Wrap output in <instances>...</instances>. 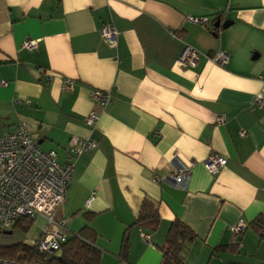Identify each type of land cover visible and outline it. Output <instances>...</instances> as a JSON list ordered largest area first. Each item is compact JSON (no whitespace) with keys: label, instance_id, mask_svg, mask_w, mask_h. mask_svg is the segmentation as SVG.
Masks as SVG:
<instances>
[{"label":"crops","instance_id":"obj_1","mask_svg":"<svg viewBox=\"0 0 264 264\" xmlns=\"http://www.w3.org/2000/svg\"><path fill=\"white\" fill-rule=\"evenodd\" d=\"M106 23L117 29L113 45L100 34ZM27 38L36 48L22 47ZM186 46L202 53L194 66L179 60ZM219 49L229 57L224 67L204 56ZM65 78L72 90H62ZM94 88L110 94L105 108L90 98ZM258 93L264 0H0V134L23 121L59 163L72 138L96 142L76 158L55 217L66 219L67 235L89 229L99 264H161L174 220L195 234L180 253L186 264H264L255 226L264 217ZM91 111L99 115L94 127L85 123ZM211 153L226 159L216 173L205 165ZM182 164L190 167L184 188L170 178ZM144 199L156 206L155 228L135 224ZM239 220L246 227L234 234ZM45 225L36 216L27 238L0 245L32 244Z\"/></svg>","mask_w":264,"mask_h":264},{"label":"built area","instance_id":"obj_2","mask_svg":"<svg viewBox=\"0 0 264 264\" xmlns=\"http://www.w3.org/2000/svg\"><path fill=\"white\" fill-rule=\"evenodd\" d=\"M202 20L190 18L192 22ZM100 34L107 44H115L117 29L112 23L104 24L100 29ZM37 43V39L27 38L22 42V47L32 50L36 48ZM201 55L202 53L197 49L186 46L179 60L187 66H194ZM204 56L220 67H224L229 60L228 54L220 49L211 54H204ZM1 83L2 85L7 84L6 81H1ZM73 83V79L65 78L62 90H72ZM90 98L101 108H105L111 101L108 92L96 88L90 91ZM255 102L264 104V95L258 93ZM98 118V113L91 111L85 118V123L94 127ZM216 121L223 123L224 117L218 116ZM245 135L244 130L240 131V136ZM95 146L96 142L93 139L72 138L65 161L59 163L56 160L55 150H42L23 121L18 122L13 130L0 134V231L11 230L13 225L23 218L33 220L36 216H41L46 225L35 242L37 251L57 250L66 237V219L56 218V211L66 201L76 158ZM225 164L226 159L217 153H211L205 160L207 169L212 173L218 172ZM189 171L190 167L182 164L175 169L170 178L175 185L184 188ZM152 179L159 180L155 175H152ZM92 199L93 197L90 196L87 204ZM245 227L246 223L239 220L232 227V231L234 234H239ZM0 264L39 263L32 260L13 261L0 258Z\"/></svg>","mask_w":264,"mask_h":264},{"label":"trees","instance_id":"obj_3","mask_svg":"<svg viewBox=\"0 0 264 264\" xmlns=\"http://www.w3.org/2000/svg\"><path fill=\"white\" fill-rule=\"evenodd\" d=\"M159 222V215L156 206L148 199H144L140 206L135 224L155 228ZM33 220L23 218L18 220L12 228L19 227L23 231L30 230ZM256 227L260 236L264 237V217L256 219ZM12 231V230H11ZM1 233V231H0ZM195 234L183 222L174 220L171 222L164 239L159 247L161 251V264H186L180 256L185 242L193 240ZM37 241V240H36ZM34 241L32 244L18 242L10 245H0V258L24 261H38L39 264H99L101 251L95 246L93 235L87 227L79 232L67 235L60 243L57 250L52 252L37 251ZM128 251V230L124 233L121 242V258H125ZM227 264H240L236 261H229Z\"/></svg>","mask_w":264,"mask_h":264},{"label":"rangeland","instance_id":"obj_4","mask_svg":"<svg viewBox=\"0 0 264 264\" xmlns=\"http://www.w3.org/2000/svg\"><path fill=\"white\" fill-rule=\"evenodd\" d=\"M11 230H12V232L10 234H4L3 232H1L0 233V239H6V238L15 239V238H19V237L27 238V236L29 235V232L33 233V226L28 231H23L19 227H14Z\"/></svg>","mask_w":264,"mask_h":264},{"label":"water","instance_id":"obj_5","mask_svg":"<svg viewBox=\"0 0 264 264\" xmlns=\"http://www.w3.org/2000/svg\"><path fill=\"white\" fill-rule=\"evenodd\" d=\"M231 22L232 21L226 20L220 25H219V22H216L215 25L216 26H221V27H227L229 24H231ZM11 232H12L11 230L3 231L4 234H10Z\"/></svg>","mask_w":264,"mask_h":264}]
</instances>
